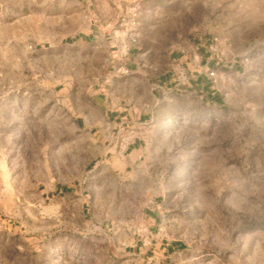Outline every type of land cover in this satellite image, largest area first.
<instances>
[{"label":"rangeland","instance_id":"rangeland-1","mask_svg":"<svg viewBox=\"0 0 264 264\" xmlns=\"http://www.w3.org/2000/svg\"><path fill=\"white\" fill-rule=\"evenodd\" d=\"M149 76L148 122L75 129L64 84ZM0 264H264V0H0Z\"/></svg>","mask_w":264,"mask_h":264},{"label":"crops","instance_id":"crops-1","mask_svg":"<svg viewBox=\"0 0 264 264\" xmlns=\"http://www.w3.org/2000/svg\"><path fill=\"white\" fill-rule=\"evenodd\" d=\"M96 23V28L92 30L95 34H91V41H96L98 39L104 44V47L106 48L105 51L111 52V55L115 59L120 60L119 65L123 66L119 69L121 73L128 74L134 72V70L124 69V66L132 67V64L134 63L133 58H131L133 57L135 52L133 44L134 38L131 37V35H128L126 33L127 31H115L113 35L107 36L105 30H102L104 21L100 22L99 20H97ZM112 47H115L114 50H108ZM157 78L158 79H156L155 82L159 84L155 85V87L162 88V85L166 86V81H162V75L158 76ZM198 78L202 77L199 76ZM151 79V76H149L148 78L145 77V80L140 82L144 90L147 89V103L145 102L143 106L133 103L129 108H121L111 100L108 101L107 97H104L105 99L102 98L100 96V90L96 91L91 87L86 91L88 101L84 104V106L75 105L69 98H71L72 96L79 97L78 94H82V90L74 87L75 85L70 81L69 83H66L67 85L64 84L61 91H65L64 97L67 101L65 103V106L68 108L69 113L73 116V125L75 129L80 132H89L90 135L91 130L96 126L95 123H98V126L106 125L109 130L112 131L113 129H115V127H120L124 124L139 126L145 122H148L149 117H151L150 109L153 104V101L151 99V96H153ZM140 147L141 144H138V142L135 141L129 146L122 148L121 152L129 150V153L131 154L134 151H137Z\"/></svg>","mask_w":264,"mask_h":264},{"label":"built area","instance_id":"built-area-1","mask_svg":"<svg viewBox=\"0 0 264 264\" xmlns=\"http://www.w3.org/2000/svg\"><path fill=\"white\" fill-rule=\"evenodd\" d=\"M93 23V22H92ZM94 24V23H93ZM135 25V23H134V21H132V26H134ZM135 36H137V35H135Z\"/></svg>","mask_w":264,"mask_h":264}]
</instances>
